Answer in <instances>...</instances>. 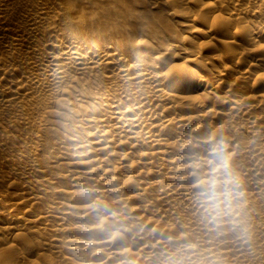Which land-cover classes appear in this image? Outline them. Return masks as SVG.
<instances>
[{"label": "bare ground", "instance_id": "obj_1", "mask_svg": "<svg viewBox=\"0 0 264 264\" xmlns=\"http://www.w3.org/2000/svg\"><path fill=\"white\" fill-rule=\"evenodd\" d=\"M214 1L194 18L177 11L193 0L151 2L175 22L162 41L160 31L113 33L114 21H93L88 0H0L7 235L30 234L48 264H165L189 244L214 264H264V0ZM212 15L225 35L207 28ZM196 39L221 47L189 48ZM210 138L243 178L242 226L208 224L196 203L191 164ZM79 193L88 196L76 213L62 198ZM17 247L12 264L35 256Z\"/></svg>", "mask_w": 264, "mask_h": 264}, {"label": "rangeland", "instance_id": "obj_2", "mask_svg": "<svg viewBox=\"0 0 264 264\" xmlns=\"http://www.w3.org/2000/svg\"><path fill=\"white\" fill-rule=\"evenodd\" d=\"M145 1H147V5L146 4L140 5L141 3L138 0H88V2L90 4H92L89 11H91L93 21L95 23H101V24H103L104 22L106 24H109L111 22V20H112V23L114 21L115 23H113V25L111 26L110 29L115 34L119 33V32H123L125 34V36H127L130 39L133 36L138 35V31H140V29H142V30H144L146 32H151V33H153V32L157 33V32L160 31L162 33L160 35V36H162L160 39H162V41L167 39L169 37V35H171V29H173V27L175 26V22L173 24V22L172 23H171V21L168 22L165 19V13L164 12H166V11L163 8H160V6H158V7L156 6V7L152 8V4H150L151 2H156L157 3L159 1L161 2L162 0H145ZM216 2L214 0H193L192 4H190V6H187V8H184V10L181 7H177L178 8L177 11L178 12H185L187 14L189 12V16L191 18H194L195 16H197L199 14V12H201V9L203 7H205V6H207V5L213 4L214 6L217 5L219 7V4L216 3ZM97 6H99V7H97ZM221 6L223 7L222 4H220V7ZM134 9H136V10H134ZM93 10H95V11H93ZM209 17H210V19L208 18V20H207V28H209V26L210 27L214 26L213 28L215 30L217 29L216 32L219 34L218 36H220L221 32H222L221 33L222 35H225L226 34V32H225L226 30H224V28L221 27V24H220V22H222V20H219L220 18H218L216 16H213V15L209 16ZM135 18H138V19L136 20ZM208 23H209V25H208ZM214 23H216V26L214 25ZM217 23L220 26H218ZM153 24H154V26H153ZM155 25H156V28H155ZM221 28L224 31V34H223V31L220 30ZM155 29H157V30H155ZM188 30L189 29L186 28L185 31H188ZM219 30H220V32H218ZM200 41H201V43H200ZM189 42H190L188 44L189 48L194 47V45H196L197 47H201L202 46L201 48L203 50L204 49H206V50L209 49L210 46L212 47V45L215 46V47L216 46L221 47L220 44H216L215 45L214 42H211V44L210 43H203V40H201V39H196L194 41H189ZM212 43H214V44H212ZM198 44H199V46H198ZM247 46H249V45H247ZM247 46L244 45L243 47L247 48ZM251 47H252V49H255V47L249 46V48H251ZM207 55H210V54L209 53H202L201 54V56H203V57H205ZM201 59H205V58H201ZM172 62L176 63V64L177 63L179 64V63L182 62V59H180L178 57V55L176 54V55H174V57H172ZM194 69H196L197 73L200 74L199 70L196 67ZM190 114L193 115L192 113H190ZM52 121L53 122H51V123L53 124L54 127H61L62 125L65 124V122H64V120H62V118H55ZM60 135L62 136L63 134H61L60 131H58L57 136H60ZM4 169L5 168H3L2 170H4ZM14 182L18 184L17 180H15ZM5 183H7V182L6 181L3 182V185L0 184V193H2V192L4 194L8 193L7 192L8 191V187H7V184H5ZM17 187L19 188L20 186H17V185L9 186V191L17 190L18 189ZM5 189H7V191H5ZM85 195H86V198H87L88 195L86 193H79V194H77L76 196H74L72 198H69V197L65 198V196H64L62 198L63 199L62 201L65 204L67 203V206L70 207L71 209L73 208L72 210L77 213V212H80L79 210H81V208L85 204V200H86ZM2 202H1V205L4 206V207H7V206L10 207L9 205H10L11 202H12V205L14 203H16L15 200H11V201L8 200V202L7 201L6 202L2 201ZM42 203L39 206L43 207V205L45 203H43V204ZM135 206H136V203L134 201L128 202L127 205H126V212H128L131 208H134ZM131 210H134V209H131ZM103 218H104V216H102V218L101 217H97L96 220H92V221H90V223H88L89 222L88 221L86 224L94 225L95 223H92L93 221L94 222L98 221V223H100ZM148 218H149V219H147L148 221L146 220V226L149 229V228L152 227L153 218L151 216H148ZM0 219H1L0 220V225L2 226V227L0 226V233H1L0 234V264L3 263V262H7V261H8V264L9 263L12 264L11 262H9L11 257L14 255V253L12 251L13 249H11V245L16 244V246H17V243H18V246L20 245V247H17L19 250H21L26 244H28L31 247L32 250L35 249L36 251H35V256L34 257L30 258L29 260H25V261L21 260L22 262L20 261V262H17L15 264H21V263L22 264H39V263L40 264H48L49 260L53 257L52 254H50V252L37 251L36 243L34 245V242H35L36 239L33 236H32L33 237L32 238L33 241H32L31 238H30L31 235L29 234V236H28V234H26V233H20V234L19 233H14V234H8L7 235V232L2 230V228L3 227L5 228V225H6L5 218L3 216H1ZM66 222H68V224L69 223L71 224V223H73L75 221L71 220V219H68V220H66ZM113 230H114L113 228L109 229V230L107 229L104 232H105V234L108 233L109 236H112L111 234H113V232H115V230L114 231ZM3 234H4V236H2ZM108 234H106V235H108ZM15 235H17V237ZM121 241H123V240L116 239V241H114V242L117 245L120 246L121 245L120 243H122ZM116 244H115V246H117ZM12 248H13V246H12ZM6 252L8 254L4 255V254H6ZM10 254H11V256H10ZM72 261L73 262L71 264H81V262H83V260H78V259H73ZM108 264H113V261L110 260L108 262Z\"/></svg>", "mask_w": 264, "mask_h": 264}, {"label": "clouds", "instance_id": "obj_3", "mask_svg": "<svg viewBox=\"0 0 264 264\" xmlns=\"http://www.w3.org/2000/svg\"><path fill=\"white\" fill-rule=\"evenodd\" d=\"M196 178V203L202 219L208 224L219 225L230 221L242 226L239 219L243 209V178L231 163L230 154L223 141L210 138L205 157L197 156L191 164ZM165 264H214L203 258L196 251V246L189 244L170 257Z\"/></svg>", "mask_w": 264, "mask_h": 264}]
</instances>
